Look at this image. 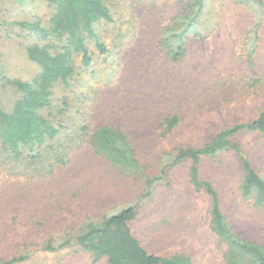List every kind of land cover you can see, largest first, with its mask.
Instances as JSON below:
<instances>
[{"label": "rangeland", "instance_id": "1", "mask_svg": "<svg viewBox=\"0 0 264 264\" xmlns=\"http://www.w3.org/2000/svg\"><path fill=\"white\" fill-rule=\"evenodd\" d=\"M112 4L116 24L98 27L111 52L96 56L90 68L79 69L72 90H56L70 98L69 123L87 125L89 134L103 124L121 127L139 158L155 170L151 165L163 151L187 143L201 146L221 128L249 120L264 108V87L251 84L253 78H264V30L255 62L239 45L250 25L248 10L229 0H214L206 37L189 40L184 58L173 63L158 40L161 25L183 8L182 0ZM51 11L46 0L25 5L0 0V102L7 108L14 102V89L1 76L29 81L40 71L27 55L32 37L10 21L34 16L47 20ZM175 112L181 116L180 126L161 138L160 119ZM238 138L264 177V138L256 133ZM69 158L68 165L52 174H0V257L18 255L25 244L40 248L47 239L75 233L89 216L101 218L136 204L137 217L129 224L149 252L163 256L179 252L195 264H224L226 245L210 228L211 201L191 188L190 162L171 170L170 186L165 181L154 197L145 198L143 182L120 174L95 153L88 137L71 150ZM200 173L219 191L223 212L235 229L264 243V209L240 193L238 156L220 153L206 158ZM49 255L48 264H107L106 258L94 263L88 253L71 249ZM32 262L40 264L36 259Z\"/></svg>", "mask_w": 264, "mask_h": 264}, {"label": "trees", "instance_id": "2", "mask_svg": "<svg viewBox=\"0 0 264 264\" xmlns=\"http://www.w3.org/2000/svg\"><path fill=\"white\" fill-rule=\"evenodd\" d=\"M14 1L25 5L35 0ZM46 1L52 7L47 20L34 16L10 21L12 26H18L22 33L32 37L26 47L27 55L40 66V71L29 81L1 76V81L14 89L15 99L10 108L0 102V174L20 177L52 174L57 167L68 165L71 150L88 137L96 154L120 174L142 181L145 192L141 197L151 198L161 183L166 181L167 186L171 185L173 168L190 162L191 188L211 201L210 228L226 245L224 264H264V243L245 237L235 229L223 212L219 191L200 173L204 159L234 153L240 161L242 197L264 209V177L257 172L238 138L254 133L264 138V108L258 109L249 120L221 128L201 146L187 143L163 151L151 165L155 170H151L139 158L135 145L121 127L103 124L89 134L87 125L69 123L70 98L56 91L72 90L79 69L90 68L96 56L111 52L98 27L116 24L112 10L116 0ZM229 1L249 12L250 25L239 39V45L247 59L255 62L264 30V0ZM182 4L183 8L161 25L159 33L158 44L173 63L184 58L189 40L206 37L207 26L214 18L211 11L214 0H182ZM251 84L264 87V78H253ZM181 121L176 112L160 119L159 136L167 138L173 134ZM137 214L138 205L132 204L101 218L89 216L75 233L55 240L57 243L50 238L40 248L25 244L18 255L10 259L0 257V264H35L32 259L48 264L49 254L67 249L88 253L94 263L106 258L107 264H195L184 253L163 256L149 252L129 224Z\"/></svg>", "mask_w": 264, "mask_h": 264}]
</instances>
